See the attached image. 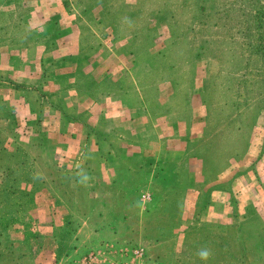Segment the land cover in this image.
Listing matches in <instances>:
<instances>
[{
    "label": "rangeland",
    "instance_id": "rangeland-1",
    "mask_svg": "<svg viewBox=\"0 0 264 264\" xmlns=\"http://www.w3.org/2000/svg\"><path fill=\"white\" fill-rule=\"evenodd\" d=\"M101 106L108 119L138 121L114 143L131 155L115 161L122 174L64 173L92 155L105 170L92 150L111 154L110 145L85 140L104 139ZM5 136V150L28 151L47 199L65 209L68 199L103 198L91 190L100 182L136 186L116 192L132 218L119 238L146 245L153 260L264 264V0H0ZM7 156L0 166L19 164ZM0 216L16 225L11 209ZM13 239L26 238L15 227ZM12 241L0 237V259L18 264Z\"/></svg>",
    "mask_w": 264,
    "mask_h": 264
},
{
    "label": "crops",
    "instance_id": "crops-1",
    "mask_svg": "<svg viewBox=\"0 0 264 264\" xmlns=\"http://www.w3.org/2000/svg\"><path fill=\"white\" fill-rule=\"evenodd\" d=\"M94 103H98V100L94 99ZM93 104L91 105V112L98 110V108L93 107ZM106 110L101 106L100 118L98 117V124L95 125L104 134V139L109 141L105 142L104 139H98V134L85 139L89 144H94L97 149H100L98 143L104 142L110 145L108 151L111 154L102 153L101 150H98L99 156H97V152L92 150L93 153H96L94 158L99 157L102 160L105 170L96 168L91 164L92 155L91 158L88 157L89 160H86V165L77 166L74 169L64 168V173L82 178L88 176L92 180L105 173L122 174V169L117 168L115 161L122 162L125 160L126 162L131 155L122 153L119 148L120 145L114 146V143L127 142L128 138L123 136L121 132H129L127 129H135L138 121L137 119L134 121L127 120L125 115H122L120 119H108L106 113L103 112ZM130 117H134V115ZM74 124L78 125V123ZM125 126L127 129L122 128ZM135 135L139 136V134ZM151 135L153 134H140V137L144 138ZM65 136L66 138L72 137V134ZM5 137L0 138V155L4 157L9 153L10 156L8 154L7 157L10 158V162L15 159V162L19 164L0 166V207L4 206L6 210H12V213L16 215V225L9 226L10 219L6 217L7 222L0 216V237L7 234L12 236L14 245L11 244V254L17 255L18 264H133L136 258L132 250L135 248H142L149 255L146 245L130 243L129 240H124L125 238H119L123 234L119 231L120 225L122 223L127 224L128 221H132V218L122 209L126 199L122 200V195L117 196L116 192H119L118 190L132 191L136 186L121 182H100L92 185L91 190L104 192L103 198H95L92 195V197L68 199L69 209H65L64 205L57 204L55 200L47 199L41 176L31 164L35 162L32 155L23 148L14 149L12 152L6 151L5 147L9 145L10 140L9 137ZM139 154L140 152L134 153L137 156ZM71 159H69L70 162ZM75 162L77 161L72 159V163ZM81 182L79 180L76 183V190H80L84 186ZM152 186L156 189L155 185L148 184L151 190ZM34 190L39 192L32 198L29 195ZM151 201L152 196L149 192L142 197L144 205ZM98 204L102 207L100 213L96 212ZM105 208H113L110 216L105 214ZM82 210L86 212L84 213ZM142 215L137 218L139 221L140 219L145 221ZM15 227L20 229L22 237L25 236L24 242L20 243L13 239ZM126 228L129 229V227ZM142 233L144 237L148 236L146 225ZM134 234L136 233L132 232V236ZM6 260L9 259L4 256L0 259V264H10L9 261L5 262Z\"/></svg>",
    "mask_w": 264,
    "mask_h": 264
},
{
    "label": "built area",
    "instance_id": "built-area-1",
    "mask_svg": "<svg viewBox=\"0 0 264 264\" xmlns=\"http://www.w3.org/2000/svg\"><path fill=\"white\" fill-rule=\"evenodd\" d=\"M132 252L136 258V261L133 264H162L157 260H153L142 248H135Z\"/></svg>",
    "mask_w": 264,
    "mask_h": 264
}]
</instances>
